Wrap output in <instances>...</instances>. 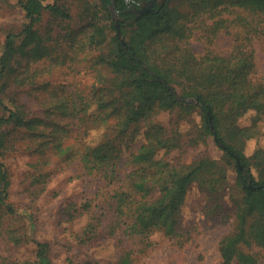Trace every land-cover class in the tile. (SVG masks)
<instances>
[{
  "label": "trees",
  "instance_id": "trees-1",
  "mask_svg": "<svg viewBox=\"0 0 264 264\" xmlns=\"http://www.w3.org/2000/svg\"><path fill=\"white\" fill-rule=\"evenodd\" d=\"M92 1L86 8L87 26L78 30L69 29L71 16L62 6L16 1L24 22L18 33L4 35L0 49V152L12 131L62 148L71 124L90 121L102 127L103 134L97 143L81 144L77 158L84 175L104 174L108 183L120 184L123 190L127 184L131 192L112 196L113 228L123 226L128 236L143 240L154 232L175 236L180 201L199 171L205 214L226 219L225 207L232 215L231 232L218 244L219 264H258L254 251L264 248V149H255L245 159L243 149L264 136V77L258 75L256 61V43L264 40V0H164L139 17L133 9L149 0ZM43 16L58 30L52 40L67 43L70 54L59 56L55 46L46 44L48 39L37 28ZM194 38L204 46L199 56L190 48ZM220 38L229 39L225 52L217 49ZM78 51L91 54L87 62L92 87L87 95L66 93L48 81L37 83L45 67L74 60ZM25 58L31 60L23 68ZM39 62L42 69L32 66ZM10 82L44 91L37 98L38 112L10 98ZM215 106L225 114L235 108L252 111L250 125L233 123L219 134ZM175 111L181 115L169 127L158 121L161 112ZM193 114L199 117L190 125L194 129L189 134L196 133L195 138L179 128V122H189ZM208 137L226 164L234 166L233 185L226 167L215 160L201 157L194 170L181 165L173 170L156 158L159 151L185 152ZM235 192L240 199L233 200ZM7 197L2 182L0 211L15 214ZM35 255L43 262L39 242ZM129 263L125 254L118 264Z\"/></svg>",
  "mask_w": 264,
  "mask_h": 264
},
{
  "label": "rangeland",
  "instance_id": "rangeland-1",
  "mask_svg": "<svg viewBox=\"0 0 264 264\" xmlns=\"http://www.w3.org/2000/svg\"><path fill=\"white\" fill-rule=\"evenodd\" d=\"M16 1L0 0V49L7 32L18 33L22 28L24 17ZM42 2L64 7L71 16L69 29L78 30L87 26L86 8L93 1ZM37 28L42 38L48 39L46 44L57 48L59 56L71 53L67 43L52 40L51 36L58 30L45 16ZM228 44V38H220L217 49L225 52ZM203 47L200 40H190V48L195 55H201ZM73 56L74 60L45 67L47 71L39 74L37 83L48 81L51 87H62L66 93L87 95L92 87V72L87 62L91 54L78 51ZM30 60H22L23 68ZM256 61L258 75L264 77V40L256 43ZM37 65L43 68L42 62L32 66ZM8 90L10 98L25 104L28 111H39L37 98L44 95L42 89L33 85L19 87L10 82ZM175 112H161L157 119L169 127L181 115ZM252 114V111L241 113L239 108L225 114L215 106L214 121L218 133L233 123L249 126ZM192 122H199L196 114L189 118V122H179L181 132L189 134L194 129L190 128ZM102 134V127L97 129L90 121L73 123L62 148H57L54 143H46L45 139L37 140L17 131L9 133L6 148L0 152L3 165L0 168V186L5 183L8 191L6 202L15 214L0 211V264H118L125 254L129 256V264H219L218 244L231 232L232 215L225 207L226 219L205 214L206 194L198 185L199 171H195V179L180 201L175 236L169 238L162 232H154L143 240L139 236H128L122 225L121 228H113L112 196L120 191L130 194L129 187L124 184L123 190L120 184L108 183L104 174L84 175L77 158L82 143H97ZM195 134L193 132L189 137L195 138ZM186 148L185 152L170 154L159 151L156 158H163L173 170L176 169L174 166L180 165L182 169L194 170L201 157L215 160L226 167L228 183H235L234 166L227 165L222 159V151L211 137L205 143L199 141L197 145ZM258 148L264 149L262 135L247 142L243 149L244 159ZM233 196V200L240 199L238 192ZM227 204L230 209L231 203ZM37 242L41 243L44 252L41 263L36 261ZM254 252L258 264H264V248H256Z\"/></svg>",
  "mask_w": 264,
  "mask_h": 264
},
{
  "label": "water",
  "instance_id": "water-1",
  "mask_svg": "<svg viewBox=\"0 0 264 264\" xmlns=\"http://www.w3.org/2000/svg\"><path fill=\"white\" fill-rule=\"evenodd\" d=\"M126 2H129L130 0H125ZM164 0H149L148 2H145L143 5H141L138 9H133V12H135L137 14V17L141 16L144 12L148 11L151 6L154 3H162ZM113 13V16H115V18L117 17L118 13L114 7L113 4L110 5L109 7ZM241 167L239 166V169Z\"/></svg>",
  "mask_w": 264,
  "mask_h": 264
}]
</instances>
